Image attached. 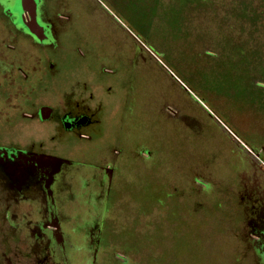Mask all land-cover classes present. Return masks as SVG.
<instances>
[{"label": "rangeland", "instance_id": "374dc122", "mask_svg": "<svg viewBox=\"0 0 264 264\" xmlns=\"http://www.w3.org/2000/svg\"><path fill=\"white\" fill-rule=\"evenodd\" d=\"M81 1L75 30L91 41L89 62L96 73L100 64L130 72L125 85L134 111L122 118L118 100L99 150H60L77 161L61 162L53 183L72 252L50 262L92 264L79 249L84 244L90 254L100 223V264H264L248 234L264 213V0ZM35 57L46 58L39 70ZM78 57L63 40L35 47L0 28V140L4 131L19 147L44 137L25 126L42 123L22 112L53 103L72 71L93 75ZM45 71L53 81L40 75ZM111 85L113 97L124 95ZM107 86L99 82L100 94ZM49 143L46 150L57 153ZM107 147L120 152L112 156ZM104 160L116 164L119 181L116 195L102 200L90 181L101 170L90 163ZM6 208L17 209L24 224L36 221L40 207L34 194L18 199L0 185V222ZM24 236L18 256L8 255L40 264Z\"/></svg>", "mask_w": 264, "mask_h": 264}, {"label": "flooded vegetation", "instance_id": "af4514ba", "mask_svg": "<svg viewBox=\"0 0 264 264\" xmlns=\"http://www.w3.org/2000/svg\"><path fill=\"white\" fill-rule=\"evenodd\" d=\"M83 13L84 6L81 0H0V28L7 29L17 38L27 39L35 47L57 46L63 40L73 48V51L78 53V61L83 72L95 71L90 76L86 75V72L72 71V76L62 81L63 92L57 95L56 99L52 101L53 103H42L32 111L22 112L23 117L42 123V126L38 128L25 125L30 130L38 129L44 135L42 139L23 141V145L19 147L16 140H11V131H4V135L1 137L4 138L0 140L1 187L18 199L34 194V199L39 203L40 208L36 221L34 223L22 221L24 224L17 221L21 219L17 209L6 208L4 210L3 214L6 215V218L4 217V221L0 222V264L21 263L16 257L8 254L14 251V255H17L18 252L16 253L14 249L15 247L19 248L18 244L24 234L25 242L31 245L32 251L39 254L40 264H53L54 256L64 257V253L72 252L71 248L67 246L65 233L56 216V207L60 209L62 206L61 201L57 200L53 183L56 174L62 172L59 166L61 162L73 163L77 161L68 159L60 150H67L66 152L69 153H72L71 149L99 150L97 138H101L107 125H112L113 117L118 114V104L121 102V107L118 109L122 118L132 117L134 111V109L131 110V107L129 108L131 94L125 85V79H130V72L124 71L126 74L124 75L122 70L117 67L109 68L100 64L102 71L99 74L96 73L94 62H89L86 51L89 49L87 52L90 53L88 46L91 41L83 39L86 37L75 30L77 26L82 27L79 19L82 18ZM35 58V69L39 70L46 58L42 57V61L41 57ZM51 68L55 70L56 64L51 63ZM19 70L23 71V75L26 76V71L21 67ZM101 73L104 74L101 75ZM40 75L50 79L54 74L45 71ZM41 76L39 78L42 80ZM101 81H105L106 85H109L105 89L106 94L99 92L98 84ZM111 84L120 86L124 95L116 94V97H113ZM47 90L49 88H46ZM14 107L20 108L19 105H14ZM6 119L12 121L9 116ZM23 122L26 124L25 119ZM122 128L127 132L130 128L129 122L123 123ZM45 143L52 144L57 149V153L47 151ZM107 149L110 154L118 153L120 150L117 147H107ZM47 155L61 158L62 161L54 162L52 158L45 159L44 156ZM85 162L87 161L81 162V164L83 165ZM90 166L101 170L90 179L94 186L101 190L98 196L105 200L107 197L116 195L115 187L119 181L117 180L116 164L104 160L99 163H90ZM251 221L248 234L253 239L258 251L264 254V213ZM97 224L94 227L95 234L90 237V254H87L84 244H82V250L78 248L83 255H88L92 264L101 263L98 253L101 249L102 226L100 223ZM29 229L32 232L30 236H27L25 230ZM6 240L8 241L6 242ZM12 243H14V247L10 248ZM4 247H9L7 252Z\"/></svg>", "mask_w": 264, "mask_h": 264}, {"label": "water", "instance_id": "95a60500", "mask_svg": "<svg viewBox=\"0 0 264 264\" xmlns=\"http://www.w3.org/2000/svg\"><path fill=\"white\" fill-rule=\"evenodd\" d=\"M44 158H45V159L52 158L54 162H56V161H62V159H61V158H56V157H54V156H49V155H47V156H44Z\"/></svg>", "mask_w": 264, "mask_h": 264}]
</instances>
